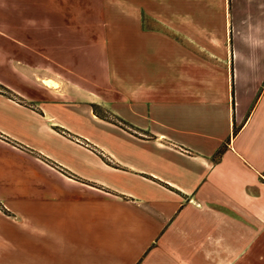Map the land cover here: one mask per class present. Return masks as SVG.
<instances>
[{"label":"crops","instance_id":"crops-1","mask_svg":"<svg viewBox=\"0 0 264 264\" xmlns=\"http://www.w3.org/2000/svg\"><path fill=\"white\" fill-rule=\"evenodd\" d=\"M104 4L95 52L0 80V239L19 264H264V0Z\"/></svg>","mask_w":264,"mask_h":264},{"label":"rangeland","instance_id":"rangeland-1","mask_svg":"<svg viewBox=\"0 0 264 264\" xmlns=\"http://www.w3.org/2000/svg\"><path fill=\"white\" fill-rule=\"evenodd\" d=\"M105 1L107 0H0V80L13 82L14 73L23 67L21 54H35L36 50L45 47L53 48L54 51L61 49L69 53L83 50L86 54L95 52L98 47L96 37L99 36L100 31H103L99 21ZM65 65L73 68L80 63L70 59ZM58 71L54 70L55 73ZM65 71L79 73V79H84L82 74L88 75L93 72L89 67ZM97 72L102 77L104 70L99 69ZM72 78L78 80L77 77ZM86 80L85 82H88ZM85 87L93 91L96 88L89 84ZM0 92L6 93L11 98L14 97L13 93L1 85ZM93 110H96V114L103 115L99 109L93 107ZM104 117L118 124L117 119H111L107 114L103 115ZM57 132L87 146L81 141L83 139L77 136H72L62 129ZM49 138L50 143H57L54 138L50 136ZM0 210L9 215L1 205ZM4 243L0 239V264H19L13 258V242ZM2 251L10 252L11 256L3 255Z\"/></svg>","mask_w":264,"mask_h":264}]
</instances>
